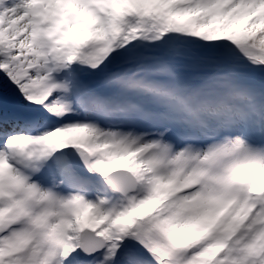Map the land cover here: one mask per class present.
<instances>
[{"label":"snow or ice","instance_id":"snow-or-ice-1","mask_svg":"<svg viewBox=\"0 0 264 264\" xmlns=\"http://www.w3.org/2000/svg\"><path fill=\"white\" fill-rule=\"evenodd\" d=\"M0 264H264V0H0Z\"/></svg>","mask_w":264,"mask_h":264},{"label":"rangeland","instance_id":"rangeland-1","mask_svg":"<svg viewBox=\"0 0 264 264\" xmlns=\"http://www.w3.org/2000/svg\"><path fill=\"white\" fill-rule=\"evenodd\" d=\"M85 213H87V210H85V212L82 214V218H84L86 216Z\"/></svg>","mask_w":264,"mask_h":264}]
</instances>
